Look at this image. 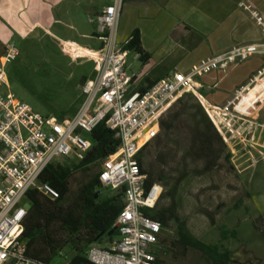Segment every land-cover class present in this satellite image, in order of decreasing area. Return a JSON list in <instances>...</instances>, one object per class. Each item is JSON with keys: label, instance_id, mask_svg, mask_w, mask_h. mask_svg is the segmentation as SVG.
Segmentation results:
<instances>
[{"label": "built area", "instance_id": "obj_1", "mask_svg": "<svg viewBox=\"0 0 264 264\" xmlns=\"http://www.w3.org/2000/svg\"><path fill=\"white\" fill-rule=\"evenodd\" d=\"M124 2L110 0L90 20L104 45L96 58L95 75L81 87L83 102L74 117L43 115L10 92H0V264H36L26 257L28 209L23 201L34 189L57 199L59 192L41 184V176L56 158L83 161L92 147L89 135L102 123L115 133L120 146L101 163L100 187L122 192L124 206L115 225L117 239L107 247L90 246L86 257L91 264H160L155 250L162 224L146 211L156 208L163 188L148 184L140 153L159 134L162 115L182 95L200 97L198 77L264 54V45L237 46L201 62L190 74L174 73L143 91H131L128 52L117 38ZM253 16L264 32V17L255 12ZM16 45L6 46L0 58V87L7 76L5 66L20 54ZM149 133L150 139L140 146Z\"/></svg>", "mask_w": 264, "mask_h": 264}, {"label": "crops", "instance_id": "obj_2", "mask_svg": "<svg viewBox=\"0 0 264 264\" xmlns=\"http://www.w3.org/2000/svg\"><path fill=\"white\" fill-rule=\"evenodd\" d=\"M109 3L110 0H0V40L5 44L7 40H17L18 45L30 41L36 42L32 45H81L91 49L89 57L94 60L104 41L90 20ZM253 12L264 17V0H125L118 42L124 46L138 30L146 53L141 58L128 52L126 68L133 77L131 91H143L174 73L190 74L201 62L234 47L264 45V32ZM55 35L53 39L51 36ZM94 75L95 65L91 77ZM88 79L80 82V90ZM196 80L198 100L218 125L215 115L226 114L228 110L222 109L231 107L239 89L248 87L246 97L260 105L253 117L257 121L255 127L264 130L263 121H258L264 112V91H259L257 85L264 84V54H254L226 70H215ZM82 102L83 97L71 116L76 115ZM242 105L240 102L236 110ZM150 137L148 134L146 141ZM259 162L264 163V158L256 164ZM229 209L223 211L221 225L232 231L236 227H226L235 220ZM109 244L104 242L101 247Z\"/></svg>", "mask_w": 264, "mask_h": 264}, {"label": "rangeland", "instance_id": "obj_3", "mask_svg": "<svg viewBox=\"0 0 264 264\" xmlns=\"http://www.w3.org/2000/svg\"><path fill=\"white\" fill-rule=\"evenodd\" d=\"M51 37L55 39L56 35ZM0 41L5 44L2 39ZM5 42V46L11 43L17 44L20 54L5 66L7 76L0 87V92L4 95L10 92L15 98L30 104L43 115L63 119L73 117L71 114L79 107L83 97L80 82L94 74L95 64L85 60H92L89 57L91 49L88 50L89 48L81 45H32L36 43L35 41H30L26 45H18L17 40ZM96 58L92 60L94 63ZM82 85L83 82L81 87ZM257 85H260L259 91H264L263 83ZM247 88L239 89L231 100L233 105L222 109L228 110L226 114L219 112L217 115L220 116L219 118L215 115L214 118L219 125L215 124L201 103L227 145H231V148L228 147L231 153L230 164L222 161L213 171H208L203 163L186 162L187 178L179 185L176 202L178 216L181 223L184 222L186 225L187 232L206 244H219L228 249L231 252L230 264H264V177L262 176L264 163L256 164L264 158V130L255 127L256 119L253 120V117L259 111L257 109L259 103L258 105L252 103L253 99L246 97ZM240 102H243V105L238 106L236 110ZM263 114L264 112L257 119L264 123ZM149 134L152 136L151 133ZM144 138L147 139V135ZM172 143L176 147V142ZM156 154L155 144H152L145 154L143 150L141 151L140 158L146 168L158 167ZM53 164L72 169L77 161L59 157ZM173 168L174 178L179 177L182 164H174ZM99 170L100 167L94 166L74 169L71 176V194L65 205L81 187L99 173ZM101 193L104 196L115 194L107 188ZM169 204L168 199L164 200L161 207ZM22 205L28 210L31 207L29 200L23 201ZM227 209L235 214V220L226 224V227L229 229L236 227L238 234L237 239L225 241L221 240L219 229L224 228L221 225V217L223 211ZM177 227L178 222H172L170 228L162 233L161 240L165 239L162 246L168 251L167 254L160 255L162 263L211 264L203 257L201 251L195 248H190L186 256L171 252L169 240L177 237ZM70 256L71 253L64 255L65 258ZM66 262L61 259L58 264H66Z\"/></svg>", "mask_w": 264, "mask_h": 264}, {"label": "trees", "instance_id": "obj_4", "mask_svg": "<svg viewBox=\"0 0 264 264\" xmlns=\"http://www.w3.org/2000/svg\"><path fill=\"white\" fill-rule=\"evenodd\" d=\"M123 50L135 52L141 58L146 55L141 47L138 30L133 32ZM5 51L6 46L0 42V58ZM89 139L92 147L83 161L72 169L52 164L41 176V184L48 183L59 192L57 199H51L38 189L31 190L26 196L31 207L23 238L27 243L26 257L36 264H58L61 259L67 261L66 264H91L86 257L89 247L110 243L117 236V231H112L124 206L123 193L114 192L104 196L99 173L65 205L71 194L74 169L100 167L120 146V140L104 123L89 135ZM146 140L143 139V145ZM172 142H176V147ZM152 144L157 149L158 167L146 168L142 160L141 167L148 184L158 183L163 191L156 208L146 211V214L161 222L163 232L170 228L172 222H178L177 237L169 240L170 250L174 254L186 256L190 248H195L211 264H230L231 252L228 249L219 244H206L187 232L176 207L179 185L187 178L186 162L203 163L206 170L213 171L222 161L230 164L231 160L226 141L195 96L182 95L161 117L159 134L143 147L144 154ZM178 163L182 164L181 172L179 177L174 178L173 166ZM167 199L170 204L161 207ZM219 230L221 240L237 239L236 230L221 227ZM163 243L165 239H160L155 250L160 264H163L160 255L168 253ZM69 253L71 256L65 258L64 255Z\"/></svg>", "mask_w": 264, "mask_h": 264}, {"label": "bare ground", "instance_id": "obj_5", "mask_svg": "<svg viewBox=\"0 0 264 264\" xmlns=\"http://www.w3.org/2000/svg\"><path fill=\"white\" fill-rule=\"evenodd\" d=\"M143 139L141 140V143H140V146H143V143H142Z\"/></svg>", "mask_w": 264, "mask_h": 264}, {"label": "water", "instance_id": "obj_6", "mask_svg": "<svg viewBox=\"0 0 264 264\" xmlns=\"http://www.w3.org/2000/svg\"><path fill=\"white\" fill-rule=\"evenodd\" d=\"M116 229H117V228H116V227H114V229H113V231H112V232L116 231Z\"/></svg>", "mask_w": 264, "mask_h": 264}]
</instances>
